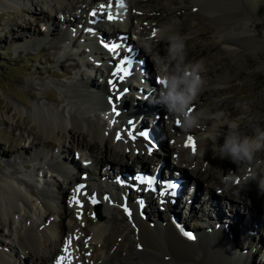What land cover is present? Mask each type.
Wrapping results in <instances>:
<instances>
[{
  "label": "bare ground",
  "instance_id": "6f19581e",
  "mask_svg": "<svg viewBox=\"0 0 264 264\" xmlns=\"http://www.w3.org/2000/svg\"><path fill=\"white\" fill-rule=\"evenodd\" d=\"M191 2L204 6V8L209 11V14L218 22L216 28H212L211 30L214 35L210 41L211 45L219 43L227 49L238 47L257 49L262 41L264 42V27L257 21V17L252 15L244 5V2L249 4L248 0H123V6H121L120 0H42V4H44L47 9L42 8V15L40 19L38 18L37 20L43 21L46 19L49 26H52V29L48 28L46 31V35L52 40V43L53 41L55 43L58 39L62 42L63 48H69L70 46L75 47V41H73V44H70V42L77 31L70 39L66 30L69 27L71 28L70 30L74 28L73 24L68 19L76 20L79 15L74 9L81 7L85 12L76 22L84 24V28L86 29L84 32L85 35L82 36V31H80L76 40L85 37V44L90 51L84 54L92 57L94 56L98 59L100 58L101 61H105L108 64L105 67L106 73H102L104 75L102 76L104 82L99 83L92 80L93 76L91 72L95 68L94 64L90 60H84L83 65L89 67L90 72L86 73V78L80 76L78 78L79 84L75 85V89H71L72 95L70 94V101L67 104H74L76 107L68 108L67 111H69V113L64 116V118L58 115L54 110L48 109L44 104L37 103L31 108L29 105L21 102L26 107V112L29 113L34 127L33 130L36 129L38 131L43 141H40L37 147L35 146L36 151H23V154L30 157L31 160L50 156L51 159L49 158V163H46L48 168L59 176H70V185L73 182H75L76 185L78 183V176L75 174H77L78 171L81 173V170H85L87 182H85L82 187L69 186L70 189L68 190L65 189L62 184H59L60 182L54 177L51 181L43 180L44 185L36 184L34 189L27 192L23 190L19 184L18 186L10 179H4L3 184L0 186V237L2 236L5 238L7 242H3L0 239V264H27L25 260L28 257L34 264H57V260L61 256L66 257L64 264H67L68 261H70V264H75V262L79 261H77V256H79V254L76 252L78 255L75 256V249L80 239L81 241L83 240L79 234L84 231L82 226L84 222L90 226L92 225L91 228L87 229L89 231H86L88 237L86 236V240L82 241L79 247V249L86 251L87 254L85 259L89 261V264H114L113 260H110V257L107 256V253L102 251V244L99 240L104 230L103 225L100 224L99 218H102L109 209H112V206H110L111 203H116L118 205V207L112 210L118 214L122 213L121 215H123L124 218L125 216L128 217L134 224L135 230L132 233L133 237L137 236L140 238L141 243L144 242L142 243L144 249H142L143 246H138L136 253L140 255L146 264H214L211 261L213 256L220 254L224 249L225 251H231L230 244L223 239L224 232L222 230L215 237H208L205 231L203 232L204 226H202L199 227V231L197 232L199 243H193L196 237L193 241L186 238V240L192 242V244H187L181 239L179 235H182V233L177 225L181 223L185 226L188 219H194L196 215L199 217V213H197L199 211L194 208V203L189 201L191 198L187 197V195L186 203H181L178 206L172 203L173 205L167 206L168 209L166 212L169 213L170 216H168L169 222L166 225H163L162 220H156L157 222H154V227H152L151 224L148 223L147 218H142L141 215L145 213L144 208L146 205H148L147 207L153 212L155 211V206L153 204L155 196H152L149 191L143 190L142 187H140V194L132 188L130 190L126 189L125 184L124 187L120 186V188H113L114 180L111 179V182H113L111 183L105 178L113 176L112 173L114 169L112 171V168H116L118 171L117 176L122 170L132 168L134 165L135 167L139 166L140 168H146V164L142 160L145 155H149V153L150 155L156 156L157 150H155L156 147H153V145L158 144L161 146L162 151H165L164 155L161 154L163 158L160 156L154 158L157 161H164L165 167L162 171V177H165L168 173L166 171L167 169L173 167L175 173H178L175 176L183 179V185L190 182L194 184L200 183L199 187H201L193 193L192 197L196 196V198L199 199L197 193L200 189L209 194L210 197L208 201L214 190L222 193V197H219L217 200L219 203L217 202L218 204L216 203V207L214 208L216 216H200L204 223H210L213 219L214 223L215 221L223 220L224 224L227 222L226 226L229 227V230L234 232V229L237 227L236 225H239L238 222L242 224V219L243 222H245L244 218L240 219L241 211L236 209L234 211L235 216L232 218V216H230L232 212L228 215L224 214L220 202H230L234 207L251 210H257L258 206L261 204L257 201L258 193L264 192L259 188L258 184L259 179L264 177L263 170L260 167H250L241 173L240 166L244 164L243 162H240V164L228 160L229 162L223 164V169L220 168V170H217L215 166V162H225V158H221L215 153L218 146L217 138L222 136L215 135V133H223V131L226 130L227 124H225V122L219 124L218 121L212 119L208 120V122L204 121L203 124L201 122L202 126L200 127L197 123L186 125L185 118L187 114L191 112L189 108L193 106V103H191L186 109V116L184 117L180 116L178 112L172 111L170 108L166 111L169 112V117H171L173 122L169 124V126L164 125L163 128V123H160V121H153L151 123L150 120L153 117L151 114L157 115L158 113L156 110L158 109L157 106H159L158 102L160 98L155 96L152 100H141L144 101L142 104L139 103V101L133 102L131 99V101H128L126 94L132 87V85L129 84L131 82L129 80L130 78L125 77L123 80H118L117 77L112 75L118 63L113 66L110 59L107 58L106 51L102 49L103 46L101 47L98 44L99 39L103 35H108L102 33L103 31L101 32V25L99 24L101 20L99 21L96 19L99 15V9L102 8L101 5H105V7L109 6L108 14L113 17L111 21L104 19L110 26V31L113 30V34H109V37L118 38L120 33L119 30L123 28L126 30L127 25L130 24L129 30L133 35H137L138 42L135 44V42H133L129 36H125V34L122 36L121 40L130 41L129 43L132 48H135L133 49L132 56L138 57V60L145 59V63L143 64L144 67H146L147 59L148 66L151 67L152 64H154V55L156 53L159 55L164 54L163 51L165 48L163 47V42L156 39L162 37L163 33L161 29L167 27L170 31L175 32L177 30H182L185 24H181L179 21L163 22L160 19L162 24L157 22L159 25H156V21L153 19L156 14L153 15V13L171 12L178 16V14L185 9V4ZM0 7H4L5 9L10 8L11 10L15 9L16 4L12 0H0ZM46 11L49 12L46 13ZM94 11L96 14L91 16ZM75 12L78 16H76ZM54 13L58 14V16L62 15L63 18H67L61 21L60 27H57L59 20L53 18L57 16H52ZM235 17L239 18L241 21L236 23ZM103 26H105V24H102V27ZM55 31L58 32V34H56ZM73 31L74 30H72V32ZM86 32L96 34L90 35ZM153 32H155L154 36ZM40 35L41 34H35V36H33L32 39H28L26 43L33 42L34 45H42L41 43L46 37ZM146 36H148L147 40H145ZM94 45H96V48L93 49ZM123 45L125 46L126 44ZM78 52L80 54L81 51ZM147 52L150 58H152L151 60H148V56L146 55ZM204 53L209 56L212 55L210 51ZM122 55L123 53L120 54V56ZM142 55H144L145 58H142ZM201 55L202 53H199V51L192 50L191 54H187V59L189 61L199 60ZM213 55L211 57L215 58ZM133 57H129L132 59L130 68L134 69L133 73L135 75H138L142 65ZM149 61L151 62L149 63ZM151 69L153 68L151 67ZM148 75L144 73L146 85L153 88L152 90L162 89L163 94L168 92V87L153 82L149 72ZM107 76H109V78H107ZM202 78L205 83L202 88L203 92L201 91L198 96L201 102L205 100L203 105L208 107L209 111L215 110V107L209 106V103L206 101L210 100L211 95H209V92L215 87L219 77L213 78L208 76L207 78ZM110 80L117 81V89L114 90L111 87L109 84ZM125 86H128V90H124ZM133 88L137 89V91L131 94L133 98H137L138 93L147 92L141 88ZM117 90L122 93L119 99H117L116 95ZM207 90H209V92ZM215 92L214 94H217V91ZM219 94L223 95L224 92ZM141 95L143 96L144 94ZM107 98L115 101L112 107H115L120 115L117 116L115 113L112 114L110 112V104L105 101ZM74 108H76L75 111ZM151 109L156 113H148L141 117V110L146 111ZM6 110L7 108H2V111L6 112ZM15 110L16 113H23L25 111L24 108L21 109L18 105H15ZM94 111H97V113L103 111L107 115L108 119H106L107 122L105 125H101L99 121L95 120L94 117H96V115ZM235 112L236 111H234L231 116H234ZM93 113L95 116L92 115ZM109 113L112 115L109 116ZM88 114L90 115L88 116ZM176 116L179 117V125L174 121ZM261 117L262 116H257L254 118L250 125L252 126V124L255 123L261 124ZM2 119H5V117ZM113 121H115V123H113ZM130 122H132L131 124L136 123L137 132H132ZM218 124L219 127L216 128L215 126ZM125 125L128 126V129H126ZM147 127H150V132L146 139L140 136L139 132L145 130ZM129 132L135 135L136 138L133 139L132 135L128 134ZM118 133L122 136L120 140L116 139ZM162 133L166 134V136L168 135L169 140L167 142L162 141ZM87 135L90 136V139ZM187 135H191L195 139V152L192 151L190 146H186L187 142L185 141V137ZM82 147H85L88 151L85 160H92L93 166L91 169H88L87 166L77 165L75 160H73V158L71 159V156H68L70 152L77 153ZM158 152L161 153L159 150ZM64 153L68 155L66 156ZM261 154H263L262 151L257 152L255 156H260ZM93 156L96 160L93 159ZM255 159H257V157ZM150 160H153V158L151 157ZM167 160L170 161L169 164H167ZM246 163L248 164L249 162ZM252 164H254V162ZM40 166H38V168H41ZM99 167L105 168L104 174H101ZM46 173H44L45 175L43 174V178H46ZM218 173L219 175L217 177L216 174ZM113 177L116 182V176ZM232 177L237 178L239 182L235 184L231 180ZM120 178L123 180L126 179L123 175H121ZM79 179L81 178H78V180ZM77 188H79V193L76 192ZM233 189L238 191L237 195L233 193ZM104 193L107 194V199L103 198L105 197ZM31 196L36 200V203H34V213L37 216V221L30 220L29 222L21 223L15 216L17 215L18 217V215H23L22 212L24 213L26 211L25 206H28L27 203L30 202L29 198ZM86 198L89 199V206L91 208L93 206V198L100 201V206L103 205V210L98 214L95 213V220L90 217L87 218L85 217L86 215H84ZM77 199H79V204L76 203ZM193 200L195 199L193 198ZM56 202H58V206L54 205ZM206 204L204 208L207 207ZM179 206L185 208H180ZM125 207L128 211H125ZM198 209H201V206H198ZM208 210H210V206ZM91 211L92 209L89 213H91ZM98 211H100V207ZM129 212L131 215H129ZM75 215L79 217L77 220L78 223L75 221L73 223ZM172 216L176 218V220H174ZM53 217H59L60 220L56 221ZM158 219L163 218L160 217ZM250 219L251 225L253 217ZM174 227L176 228L174 229ZM128 231L131 232L130 230ZM224 231L227 233L226 229ZM247 233L249 234L248 231L246 235ZM121 235L122 232L118 230L117 236ZM69 238H71L72 242L71 245L68 246V252H65L64 249ZM65 240L66 243L64 242ZM228 242L230 243V241ZM16 246L20 247L21 253L16 250ZM245 256L246 255L240 252V259H242V261L235 263L247 264L249 258L246 259V262L243 259ZM79 264H82V262Z\"/></svg>",
  "mask_w": 264,
  "mask_h": 264
},
{
  "label": "rangeland",
  "instance_id": "374dc122",
  "mask_svg": "<svg viewBox=\"0 0 264 264\" xmlns=\"http://www.w3.org/2000/svg\"><path fill=\"white\" fill-rule=\"evenodd\" d=\"M12 1H14V3L16 4L15 9L10 10V8L5 9L4 7H0V186L3 184L4 179H10L11 181L15 182L16 185L19 184L23 190L30 192L32 189H34L36 183L41 184L43 179H45L46 181H51L55 177L60 182L59 184H62L65 189L69 190L71 186H75V182L71 183L70 185V176H59L57 173L51 171L50 169H48L47 171V169L45 168V165H47L46 163H49V158L51 159L50 156L31 160L30 157L23 154V151H36V147L39 145L40 141H43L38 131L36 129L33 130L34 127L29 117V113L26 112V107L22 103L29 105L31 108L34 104L37 103L44 104L48 109L54 110L58 113V115H61L64 118V116L68 115L69 113V111H67L68 108L76 107L74 104H67L70 101V97L72 95L71 89H75V85L79 84L78 78L80 76L86 78V73L90 72V68L83 65L84 60H90L92 61V63H98L97 60L99 59L95 58L94 56L92 57L90 55H85L83 53V50H87V46L85 44L86 40L84 39L85 37L77 40L79 44L77 46L75 45V47L70 46L69 48H63L62 42H60L58 39V42L55 41L54 43L53 41L52 43V40L46 35V31L48 30V28L52 29V26H49L46 19H44L43 21L37 20L38 18L40 19L42 15V8L47 9L46 6L42 4V0H32L33 3L31 2V0ZM248 1L249 4L244 2L245 7L248 9V11H250L252 15H255L257 17V21L260 22V24L264 27V0ZM185 6V9H183L178 14V16L174 15L171 12H154L153 15H156H154L155 18L153 17V19H155L156 25L162 24L161 21H179L181 24L185 23L182 30H177L175 32H178L180 35L186 38L187 54H191L192 50L202 53L199 60L193 61H201L203 63L204 70L201 73L202 77H219L217 80V84L215 85V87H213L214 89L210 87L212 88L210 92L209 90H207L209 92V95H211V98L206 102L209 103V106L211 105L215 107V110L213 109L212 111H209L208 107H205V105H203L205 103V100H203L204 102H201L199 96H197V98L192 101L193 106L189 108L191 109V112L190 114H187L185 118V124L191 125L197 123V125L200 127L202 126L204 121L208 122V120L214 119L215 113L223 112L225 114L223 118L225 124L235 121L240 126V129L244 135L253 136L257 135L260 131H264V42L262 41L261 45L257 49H249L244 47L227 49L219 43L211 45L210 41L212 36H214L211 30L212 28H216V26L218 25L217 20L214 19L209 14V11L200 4L191 2L188 4L186 3ZM108 7L109 6H107V8ZM101 9L102 8L99 9L98 14ZM74 10L77 12L79 17L85 12L81 7ZM47 12L49 11H46V13ZM108 12L109 11H107V13ZM77 14L76 16H78ZM56 15L57 14L55 13L52 14V16ZM105 15L107 14L101 11L100 15H98V17L96 18L99 21L101 20L99 23L101 25V32L103 31L102 33L108 35L113 34V30L110 31V26L107 24V22L104 21V19L107 21H111V19L106 18ZM79 17H77L76 20H78ZM235 18L236 23L241 21L239 18ZM76 20H71V23L75 25L77 23ZM102 24H105V26L102 27ZM60 26L61 22L58 21L57 27ZM129 26L130 24L127 25L126 30L125 28H123L119 30V32L123 33V35L125 34V36L127 37L129 36V38H131L132 41L136 44L138 42V37L136 34H132V32L129 30ZM86 33L90 35L96 34L89 32ZM35 34H41L40 36L46 37V39L42 41V45H34L33 42L26 43L28 39H32ZM56 34H58V32H56ZM84 35L85 34H83L82 36ZM147 39L148 36H146L145 40ZM156 39L163 42V47L166 48V42H164L165 40L162 39V37ZM94 48H96V45H94L93 49ZM78 51H81L80 54ZM89 51L90 49L88 48V51L85 53H88ZM207 51L212 52V55L214 54L213 56H215V58H212V55H206V53L204 52ZM117 52L119 53V55L122 54L119 50H117ZM163 52L164 54H161L160 56L165 55V49ZM146 55L148 56V60L152 59L150 58V55H148V52L146 53ZM142 58H145V56L142 55ZM104 62L102 61L101 64H95L94 72L93 70L91 72L93 76L92 80H94L95 82H104V78L102 77L104 76ZM150 62L151 61H149V63ZM151 67L153 69H151ZM151 67L148 66L146 59V67L144 68H146V70L148 71H145L144 73L148 75L149 72L151 80L156 83L157 78L155 77L158 76V73L155 69L154 64H152ZM99 79H101V81ZM135 90L137 91V89ZM156 90L157 92L159 91L160 93H162V89ZM215 91H217V94H214L216 93ZM221 92H224V94H219ZM163 95L165 94H162V96ZM126 96L128 97H126L128 101H131L133 99V96L128 92ZM153 97L155 96L153 95V92H151L149 100H152ZM143 102L144 101H139V103L141 104ZM15 105H18L21 109L24 108L25 111L23 113H16ZM2 108H7L6 112L2 111ZM159 108V110H162L161 112L163 116L161 115V117L157 119L158 121H160V123H163L164 128V125L169 126V124L173 123L171 117H169V112L166 111H168L169 108L174 112H176V110L171 108L164 98H160ZM75 110L76 108H74V111ZM234 111H236L235 115L231 116ZM94 113L96 117H94ZM94 113L92 115H94L93 117L95 118V120L99 121L101 125H105V123L107 122L106 119H108L107 115L103 111L99 113H97V111H94ZM2 115L6 120L2 119ZM89 115L90 114H88V116ZM110 115L112 114L109 113V116ZM151 116H153V119H156V115L151 114ZM257 116H262L261 124L255 123L251 126L250 124L252 120ZM188 117L198 118L194 122H192L187 120ZM176 118L178 119L179 117H175V122L177 120ZM130 125L132 132L138 131L136 123ZM125 126L126 129H128V126ZM87 137L89 138L90 136L87 135ZM161 139L164 142H167L169 140L168 135L166 136V134L164 133H162ZM185 141L187 142V140ZM223 142L224 141L222 136L220 138H217V145H220ZM156 150V156H153L152 158L154 159L158 156L163 158L161 154L164 155L165 151H162L161 148H158ZM158 150L161 153H159ZM262 152L263 154H261L260 156H255V158L257 157V159L254 158V160L252 161V163L254 162V164H247L246 162H243L244 164L240 166L241 173H243V171L247 170L250 167H260L264 173V151ZM64 154H66V156L68 155L67 153ZM87 154L88 151L86 150V148L82 147L77 153L70 152L68 156H71V159L73 158L77 165L81 166L82 164V166L88 167L92 163V160H85V158H87ZM93 159L96 160L94 156ZM228 160L230 159L225 158V162L223 163L215 162L217 170H220V168L223 169V164L228 163ZM169 162L170 161L167 160V164H169ZM38 166H40L41 168H38ZM92 166L93 165L91 164L90 169L92 168ZM100 169L101 174H104L105 168L101 167ZM115 169L116 168H112L113 176H115ZM129 169H136V167L134 165ZM81 171L86 172L85 170ZM43 173H46V178H43ZM80 174L81 173H79V171L77 172V174H75L76 176H78L77 181H82L81 179L78 180V178H80ZM216 175L218 177L219 173ZM113 176L112 178L115 182ZM108 180L111 181V176ZM231 180L235 184H237V178L232 177ZM199 184L195 183L198 188L201 187H199ZM237 192V190L233 189V193L237 195ZM197 194L199 199L196 198V200H192V202L195 205H193L194 208L199 211H196L197 213H199V217L196 215V218L188 219V222H186V225L184 227L191 228L194 231V229L192 228L193 226H191L192 224L196 229V231L194 232L197 233L199 231V227L204 226L203 232L205 231L208 237H215L222 230L224 232L223 239L228 244H230L229 246L232 251H225L224 249L220 254L213 256L211 258V261L214 264H236L235 262L242 261V259H240L241 252V254L246 255L243 258L245 261L247 258H249L248 262L246 261L247 264H264V192L258 193L259 195L257 201L262 205L260 204L257 210L234 207L230 202H220L224 210V214L228 215L232 212L230 214L232 218H234L235 216L234 211L236 209L241 211L240 219L244 218L245 222H243V219L242 224L238 222L239 225H236L237 227L236 229H234V232H231L229 230V227L226 226L227 222H225L224 224L223 220L215 221V223L214 219L211 220L210 223L203 222L200 216H216V213L214 212V208L216 207V205H209L211 211L208 210V205L204 208L210 196L202 189H200ZM106 197L103 198L106 199ZM219 197H222V193L214 190L210 199L216 201L219 199ZM33 198V196L29 198L30 202L27 203L29 207L25 206L26 211L24 213L22 212L23 215H18V217L17 215L15 216L19 219L18 221H21V223L27 221L29 222L30 220L37 221V216L34 213V203H36V200ZM153 201L155 211L153 212L150 208L147 207L148 205H146V207L144 208L145 213L141 215L142 218H147L148 223H150L152 227H154L153 223H156L158 220H162L163 225H166L169 222V213H167L166 210L164 211L165 206L163 207L156 203V197H154ZM180 202L184 204L182 199L180 200ZM54 205L58 206L59 204L58 202H56L54 203ZM94 205L95 204H93L91 208L89 206V199H85L84 215H86L85 217H90L93 220H95V213L98 214L103 210L102 205L100 206V211L97 212L94 208ZM170 205L173 204L171 203ZM110 206H112V209L118 207L116 203H111ZM198 206H201V209H198ZM91 209L92 211L91 213H89ZM112 209H109L106 215L102 216V218H99L100 224L103 225L104 229L99 239L100 243L102 244V251L107 253V256L110 257V260H113L114 264H146L145 261L140 257V255L136 253L138 246L142 247V243L144 242L141 243L140 238H138L137 236L133 237L132 233L135 230L134 224L131 220H129L128 217L125 216L124 218V216L121 215L122 213H119V215ZM160 217L163 219H158ZM252 217L253 221L250 225L249 220H251L250 218ZM53 218L56 221L60 220L59 217ZM78 218L79 217L75 215L73 218V223L74 221L78 223ZM174 220H176V218H174ZM82 224L85 232L83 231L79 235L83 238L82 241H84L86 240V236L88 235L86 231H89L87 229L91 228L92 225L90 226L85 222ZM175 228L176 227H174V229ZM213 229H216L217 231ZM225 229L227 233H225ZM118 230L122 232L121 236H117ZM128 230H130L131 232H129ZM247 231L249 232V234L247 233L246 235ZM179 236L185 243L192 244V242H188L186 240L185 236ZM198 238L199 236L197 234L196 239L194 241L192 240L193 243H199L200 241ZM0 239L3 242H7V240L2 236L0 237ZM82 241L80 239V242L79 244L77 243V248L75 249V253L77 252L80 256H77L78 254L76 253L75 256L78 257L77 261H79H74L75 264H79L80 262H82V264H87L89 262L87 259H85V256L87 254L86 251L79 249ZM228 241H230V243ZM64 242L66 243V240ZM15 248L19 253H21L20 247L16 246ZM142 249H144V246ZM25 262H27V264H34L29 257L26 258Z\"/></svg>",
  "mask_w": 264,
  "mask_h": 264
},
{
  "label": "clouds",
  "instance_id": "9594fccd",
  "mask_svg": "<svg viewBox=\"0 0 264 264\" xmlns=\"http://www.w3.org/2000/svg\"><path fill=\"white\" fill-rule=\"evenodd\" d=\"M162 39L166 41L165 55L156 53L153 63L158 76L168 81V92L164 99L169 106L176 110L180 116H186V109L197 98L204 86V79L201 73L204 65L201 61H189L187 59L186 38L178 32L170 31L165 27L161 29ZM223 112H217L214 119L222 124ZM198 117H188V121L194 122ZM219 124L215 127L218 128ZM222 135L223 143L218 145L215 153L221 158L230 159L234 163H251L257 152L264 151V131L257 135H244L240 126L232 121L227 124ZM211 138V137H210ZM259 188L264 191V177L258 181Z\"/></svg>",
  "mask_w": 264,
  "mask_h": 264
},
{
  "label": "snow or ice",
  "instance_id": "6c2138e0",
  "mask_svg": "<svg viewBox=\"0 0 264 264\" xmlns=\"http://www.w3.org/2000/svg\"><path fill=\"white\" fill-rule=\"evenodd\" d=\"M120 2H121V6H123V0H120ZM101 7L103 8L104 5H101ZM95 14H96V13H95V11H94V12L92 13V15H95ZM108 18H109V19H112L113 17H112L111 15H109ZM153 35H155V32H153ZM104 46H105L106 48H108L109 51H111V52H113V53H116L117 50L121 47L119 44H112V45L110 46V45L107 44V43H105ZM128 51L131 52L132 49H129ZM131 63H132V61H131V59H130L129 57H124V58H122V59L119 61L118 65H117V68H116V70L112 73V75H113L114 77H117L118 80H123V79H125V77H127V76H129V75L131 74V72H130V66H131ZM126 65H127V67H126ZM156 82H157L158 84L164 86V87H167V86H168V81H167L166 79H161V78L158 77L157 80H156ZM109 84L111 85V87H112L114 90L117 89V81H111V80H110V81H109ZM116 95H117V99H119L120 96L122 95V93H121L119 90H117ZM189 111H191V109H189ZM113 112H114L117 116L120 115V113L117 111V109H116L115 107H113ZM113 123H115V121H113ZM131 123H132V122H130V124H131ZM176 123L179 125V124H180V120H176ZM128 134H129V135H132V138H133V139L136 138L135 135H133L131 132H129ZM139 135L142 136V137H144V138H146V139L148 138V133H147V132L141 131V132H139ZM121 138H122L121 134L118 133V134L116 135V139H117V140H120ZM186 146H190L193 152L196 151V142H195L194 137L189 136V137L187 138V144H186ZM238 182H239V181H237V183H238ZM144 183H147V184H153V183H155V181H154V179H152V178H148V179L144 180ZM81 187H82V186H81ZM175 187H176L175 184H170V183L167 184V185H166V189H165V191H162L161 195H165V194L173 195L174 192H173V191H169V190H174ZM153 190H154V189H153ZM76 192L79 193V188L76 189ZM74 199H75V198H74ZM106 199H107V198H106ZM76 203L79 204V200H76ZM92 203H96V201H95L94 198H93V200H92ZM125 211H128V209H127L126 207H125ZM129 215H131L130 212H129ZM184 235L188 236V238H190V239H194V238H195V237H193V236L191 235V233H187V232H185ZM71 242H72V241H71V238H69L68 241H67L66 247H65V249H64L65 252H68V246L71 245ZM65 261H66V257H65V256H61V257L58 258V260H57V264H64ZM67 264H70V261H68Z\"/></svg>",
  "mask_w": 264,
  "mask_h": 264
},
{
  "label": "water",
  "instance_id": "95a60500",
  "mask_svg": "<svg viewBox=\"0 0 264 264\" xmlns=\"http://www.w3.org/2000/svg\"><path fill=\"white\" fill-rule=\"evenodd\" d=\"M99 207H100L99 202H96V203H95V209H96L97 211L99 210Z\"/></svg>",
  "mask_w": 264,
  "mask_h": 264
}]
</instances>
